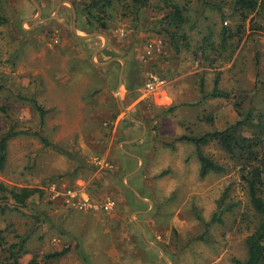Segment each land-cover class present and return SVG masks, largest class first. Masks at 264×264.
I'll return each mask as SVG.
<instances>
[{
	"label": "rangeland",
	"instance_id": "374dc122",
	"mask_svg": "<svg viewBox=\"0 0 264 264\" xmlns=\"http://www.w3.org/2000/svg\"><path fill=\"white\" fill-rule=\"evenodd\" d=\"M88 1L0 0V13L7 20L0 27V136L17 133L8 142L0 171V230L9 243L16 235L28 237L29 254L21 264L33 255L37 264H78L77 241L66 237L61 224L62 192L48 185L65 182L77 173L76 166L85 168L83 164H96L101 176L113 182L100 178L95 195L113 202V208L118 200L121 212L130 215L133 209L126 201L135 198L114 184L121 174L113 152L119 140L138 136L139 127L125 126L134 124L114 95L118 70L112 84L108 68L95 65L123 57L129 68L121 97L135 120L146 122L147 136L139 147L145 152L151 145L141 177L152 195L161 198L153 206L154 217L145 220L160 230L151 237L168 252L170 264H244L246 239L260 218L250 206L238 169L217 145L209 144L202 152L227 172L201 178L194 146H170L182 135L220 131L241 120L236 106L240 113H264V0H258L257 12L245 19L233 13L232 0H148L137 11L131 0H122L110 14H100L103 27L100 22L89 25L81 12ZM171 3L185 6L182 32L198 39L210 34L214 50L200 41L192 53H183L177 38L180 52H173L163 33H172L173 27L161 22ZM70 5L77 35L100 36L80 39L73 34ZM223 27L230 35L225 48L218 46ZM156 38L163 40L160 54L153 52ZM202 48L206 51L201 55ZM151 77L163 82L166 94L145 89ZM215 87L227 98L212 97ZM34 102L44 111L42 119ZM23 187L42 194L16 209L8 190ZM215 213L220 221L205 233L199 219L208 223ZM38 219L44 222L36 225ZM65 248L70 253L63 258L43 260L45 254Z\"/></svg>",
	"mask_w": 264,
	"mask_h": 264
},
{
	"label": "crops",
	"instance_id": "0c3cea01",
	"mask_svg": "<svg viewBox=\"0 0 264 264\" xmlns=\"http://www.w3.org/2000/svg\"><path fill=\"white\" fill-rule=\"evenodd\" d=\"M72 32L75 34L73 28ZM156 39V42L158 40L161 41V45L154 46L153 52L155 54H160L163 49V40L159 38ZM202 40H204L202 37L198 39L194 35L190 38L187 36L188 47H184L183 53L186 51L192 53L194 51V45L200 46V41L202 42ZM172 49L174 53H177L174 48ZM199 52L202 55L201 50ZM95 56L96 54L94 56L92 55V60H94ZM111 63L112 65H117V69L115 66L110 65ZM103 64L105 65H95L102 69L108 68L109 77L107 81L111 80L110 82L112 84L114 82L112 78L115 73L114 71L118 70L117 87L114 91V95L116 96L121 110L125 113L128 120L134 124L130 125L127 122L125 126L132 127L138 125L139 127L138 136L119 140L116 147L117 149L113 152L115 157L113 160L118 164L116 166V172L121 174V179L116 183L114 182V184H117L123 191L129 192V196L130 193L133 194L135 199L133 200V198L128 197L126 201L127 206L133 210L130 212V215L121 212L122 208L118 200L113 210H109L110 212H104L102 210L103 205L108 199L97 197L95 192L101 186L98 183L100 178L104 183L108 180L106 177L104 178H106L107 181L104 180L99 173L98 167L93 163L88 166L83 164L85 168H77L76 166V176L65 177V182H58V186L55 183L49 184L50 186L48 185V189L50 187V190H55L56 187H58L62 192L60 201L64 209L61 210L60 215L62 216L61 224L64 226H62L63 230L67 234L66 237H72L77 241L76 243L87 256L88 264H170L166 259V257H168V252L163 250V248L151 237L154 234H161L156 223L153 221V223L145 224L147 218L154 217L155 212H153V206L161 201V198L152 195L149 183L141 177L147 165L145 164V154L149 153L147 150L151 147V145L147 146L145 152L139 147L143 144L147 136L146 122L140 118V120H135V115L126 110L120 93L121 88L123 86L125 88L126 86L129 62L127 58L113 57L110 61ZM120 78L121 83H119ZM200 85L202 84L200 83ZM163 86L164 84L157 85L152 91L156 92L160 90V92L165 93L162 89ZM166 100L170 101L168 98H166ZM178 138L179 137L173 140L172 144H174V146H170L171 149L175 148L176 143L174 141ZM83 172H85L86 175L83 174ZM110 184L112 185L113 182L110 181L109 185ZM104 201L105 203H103ZM145 206H147V208ZM140 238L142 240H140ZM133 246L138 248V250H132ZM156 252L160 255L159 261L157 260ZM69 253L70 251L64 256ZM77 255L78 264H83L78 252ZM168 260H170L169 257Z\"/></svg>",
	"mask_w": 264,
	"mask_h": 264
},
{
	"label": "trees",
	"instance_id": "16d2710c",
	"mask_svg": "<svg viewBox=\"0 0 264 264\" xmlns=\"http://www.w3.org/2000/svg\"><path fill=\"white\" fill-rule=\"evenodd\" d=\"M121 1L122 0H89L87 3L83 4L81 12L83 11L85 13L89 25L98 24L100 22L101 24H98L99 27H103L104 24H102L101 19L99 18L100 14L104 16L110 14L119 6ZM131 2L132 7H136L135 10L137 11L145 7L148 0H131ZM232 4L233 13L241 14L244 19L247 15L257 12V9L260 7L258 0H232ZM168 8L169 12L164 13L161 22L164 25L166 24L167 27H173V32L169 34L168 30L163 33L164 35L166 33L165 37L168 38L171 47L178 52L177 38L180 39V42L183 44L179 45V47H186L188 45L187 36L182 32L183 25L186 22V16L184 13L185 6L179 5L178 3H171ZM218 8L220 7L218 6ZM94 10L97 11V16H95ZM6 23V18L0 13V27ZM229 36V29L223 27L220 32V45L218 46H221V48L224 46L226 47V41ZM210 37V34L203 37L204 40H202V43H205L207 48L209 46L210 49L214 50V47L210 43ZM203 48L201 49V53L205 54V49ZM217 81L218 80L215 82V86L217 85ZM211 96L215 98H227V94L222 91L220 92L216 87ZM34 106L42 119L44 111L37 106L36 102H34ZM236 109L237 113H239L238 115L241 116V120L231 124L224 130H212L199 136L182 135L174 142L189 143L194 146L199 162V176L201 178H204L209 174H221L227 172L224 166L217 164L204 155L202 152L204 146L209 144L217 145L225 153L228 160L233 162V165L238 169L239 177L245 192L247 193L250 206L260 218L257 227L246 239L247 256L244 264H264V113L262 114L252 110L240 113L237 106ZM16 135L17 133L9 131L0 136V171H2L6 165L8 142ZM40 138L44 140L43 137ZM173 146L174 144H171V147ZM37 193L42 194V192L37 189L23 187L8 190V197L16 205V209H19L26 207L28 201H30L32 196ZM199 221L203 223L205 228L204 232L206 233L212 223L220 221V214L215 213L208 223L202 221V218H200ZM43 222L39 220L36 225H40L39 223ZM203 238L204 235L200 236L199 239ZM15 239V242L9 243L6 240L4 232L0 230V264H21L22 257L29 254L28 237L16 235ZM68 251V248H65L61 251L45 254L43 260L45 262H50L61 258ZM77 252L81 257L83 264H88L87 256L81 247H77ZM35 260L36 256L33 255L27 264H37Z\"/></svg>",
	"mask_w": 264,
	"mask_h": 264
},
{
	"label": "built area",
	"instance_id": "2783aa9c",
	"mask_svg": "<svg viewBox=\"0 0 264 264\" xmlns=\"http://www.w3.org/2000/svg\"><path fill=\"white\" fill-rule=\"evenodd\" d=\"M161 45V41L158 40L157 42L154 43V46H159ZM150 47L152 48V45H150ZM159 86V85H163V82L158 80V78H155V77H151V79L146 83L145 85V89L147 91H152L155 89L156 86ZM114 206V203L113 202H106L104 205H103V210L105 211H109L113 208Z\"/></svg>",
	"mask_w": 264,
	"mask_h": 264
},
{
	"label": "water",
	"instance_id": "95a60500",
	"mask_svg": "<svg viewBox=\"0 0 264 264\" xmlns=\"http://www.w3.org/2000/svg\"><path fill=\"white\" fill-rule=\"evenodd\" d=\"M71 6V5H70ZM71 8H72V6H71ZM72 10V12H73V25H72V28H73V31H74V33L77 35V31H76V27H75V14H74V10H73V8L71 9ZM38 12H40L39 11V9H38ZM78 36V35H77ZM94 36H100V34H92V35H89V36H78L80 39H89V38H92V37H94ZM96 52H99V51H96ZM96 52H94V54H93V56L96 54ZM99 66H103V65H105V64H98ZM119 83H121V78L119 79ZM165 262H166V260H165Z\"/></svg>",
	"mask_w": 264,
	"mask_h": 264
}]
</instances>
